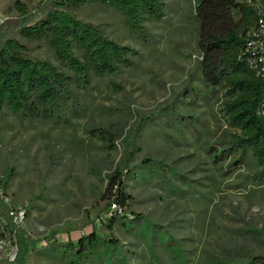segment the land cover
I'll return each mask as SVG.
<instances>
[{
	"label": "rangeland",
	"instance_id": "obj_1",
	"mask_svg": "<svg viewBox=\"0 0 264 264\" xmlns=\"http://www.w3.org/2000/svg\"><path fill=\"white\" fill-rule=\"evenodd\" d=\"M17 1L0 0L5 28L19 20ZM19 1L35 10L40 0ZM162 1L165 15L148 18L145 32L114 9L81 8L80 18L137 52L133 66L93 77L60 117L0 112V188L27 208L22 228L41 240L29 264H207L242 258L240 247L264 255V179L254 178L251 149L234 141L241 131L224 111L226 90L202 81L199 0ZM27 43L58 63L47 43ZM118 177L127 216L110 228ZM92 225L97 245L81 255L63 246Z\"/></svg>",
	"mask_w": 264,
	"mask_h": 264
},
{
	"label": "trees",
	"instance_id": "obj_2",
	"mask_svg": "<svg viewBox=\"0 0 264 264\" xmlns=\"http://www.w3.org/2000/svg\"><path fill=\"white\" fill-rule=\"evenodd\" d=\"M92 4L118 11L127 25L138 32H145L144 22L148 18L165 15L162 0H40L35 10L18 0L15 7L20 12L19 20L7 28L0 21V112L6 107L21 120L60 117L63 108L77 101V90L87 89L93 77L101 78L124 66H133L130 56L137 53L135 50L78 16L77 11ZM196 18L202 81L212 89L226 90L224 111L231 124L241 131L234 141L251 149L260 166L254 178L263 180L264 113L259 109L264 99V76L242 59L244 33L255 22L253 9L245 0H199ZM33 41L47 43L58 63L34 56L27 43ZM96 134H102L111 143L115 140L99 131ZM128 154V159H132L133 152ZM11 173L2 178V184L7 183ZM114 184L109 205L115 203L124 210L128 195L123 178L118 177ZM7 207L2 205V214H6ZM110 211L111 207L107 214ZM126 216L113 211L106 216L109 227ZM97 225H92L91 233L77 239V245L70 241L63 246L69 245L73 254L81 255L83 250L98 244ZM16 238L19 253L12 264H29L27 252L36 249L41 240L24 228L17 230ZM110 244L116 245L117 241ZM236 250L243 253L242 258L207 264H264L263 254H254L244 247Z\"/></svg>",
	"mask_w": 264,
	"mask_h": 264
},
{
	"label": "built area",
	"instance_id": "obj_3",
	"mask_svg": "<svg viewBox=\"0 0 264 264\" xmlns=\"http://www.w3.org/2000/svg\"><path fill=\"white\" fill-rule=\"evenodd\" d=\"M245 2L253 9L255 22L244 33L245 47L242 51V59L258 75L264 76V0H245ZM259 112L264 113V99ZM3 204L8 206L5 215L2 214ZM114 205V208L118 209L111 208L108 215L113 211L122 213V208L115 203ZM28 215L26 207L12 203L9 195L0 188V264H12L16 261L19 253L17 230L25 226Z\"/></svg>",
	"mask_w": 264,
	"mask_h": 264
}]
</instances>
